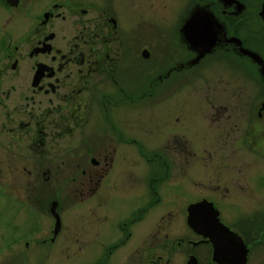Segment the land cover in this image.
Returning <instances> with one entry per match:
<instances>
[{
  "label": "flooded vegetation",
  "instance_id": "flooded-vegetation-1",
  "mask_svg": "<svg viewBox=\"0 0 264 264\" xmlns=\"http://www.w3.org/2000/svg\"><path fill=\"white\" fill-rule=\"evenodd\" d=\"M8 1L0 88L10 71L26 90L9 147L76 157V198L99 209L90 264H264V0H150L138 17L132 0ZM177 90L193 102H170ZM22 165L29 209L53 221L48 249L0 264L63 263L61 201L34 197L52 166Z\"/></svg>",
  "mask_w": 264,
  "mask_h": 264
},
{
  "label": "rangeland",
  "instance_id": "rangeland-1",
  "mask_svg": "<svg viewBox=\"0 0 264 264\" xmlns=\"http://www.w3.org/2000/svg\"><path fill=\"white\" fill-rule=\"evenodd\" d=\"M132 1L139 5V9L134 12L136 17L147 16L149 14L150 7L148 3L150 0ZM44 4V0H36L37 6H42ZM135 16L133 17V21L136 20ZM17 21L19 29L22 28L24 24L29 23V20L25 19H17ZM1 25L2 23L0 22V31L2 34H5V30L1 29ZM6 32L7 34L9 33L8 30ZM20 47L24 49V45ZM11 75L12 73L9 71L8 74L3 77L2 88H0V134H2L0 139L2 142V145H0V259H2L3 262L14 260V254L16 252L18 257L17 254L15 257L27 263L30 262L33 251L35 254L34 258L37 257L38 254L43 258V255L47 253L48 247L40 246L39 244L42 239L49 236L48 229L52 227L53 221L52 218L47 216L48 208L46 204L39 203L40 212H33L29 209V200H27L26 197V180L28 179V175L27 172L22 169V164H30V167L34 168L35 172H39L40 169L45 170L48 166H52L53 169V181L48 183L35 181L33 187L35 199L37 194L45 196L46 198L49 197V195H55L61 201L59 203L62 223L61 234L65 239L67 251L64 262L60 264H90L94 255L93 245L96 241L94 233L91 232L88 227L92 218L90 208L95 212H99V209L94 206L92 200L80 203L78 201L82 197L80 196L79 199L76 198L79 196L77 193L78 191L76 192L78 181H71L72 179H79L80 176L79 172L75 169L76 157L73 158V154L63 156L57 155L53 156V159L48 160L35 156L36 154H27L20 149L19 145V149H12L11 146L9 147V144H12L9 142L13 136L10 130L15 127V123L11 121L13 119L11 111L16 104L22 103L21 107H24L23 104L26 103L14 102L19 99H17L18 93L25 95L26 90L24 86L21 90L12 92L10 90L12 85ZM186 94L187 90H177L170 102H183L182 104H186L187 106L189 102H193V99ZM20 98L23 99V97ZM146 102L154 101L147 100ZM124 108V106H119L118 110ZM131 113L130 116L132 118L129 117L130 129L136 131L140 138L144 140L145 146L155 147L160 139H156L155 136H146L142 130H138L133 122H131V120H137V117L134 118V116L138 113L132 111ZM24 118L25 117L21 116V120H24ZM137 121L142 122V120ZM61 160H64L65 163L63 164ZM31 163H34L35 167L32 166ZM55 178H57L58 181H56ZM62 180L67 182L65 187L63 186V190ZM53 189L56 191L55 194H53L55 192ZM112 202L113 199L109 204L107 212L110 211L111 214L115 215L117 214V210L113 208ZM81 214L83 215L82 218H80ZM108 229V226L103 227L104 237L107 236ZM25 242H28V248L25 247Z\"/></svg>",
  "mask_w": 264,
  "mask_h": 264
},
{
  "label": "water",
  "instance_id": "water-1",
  "mask_svg": "<svg viewBox=\"0 0 264 264\" xmlns=\"http://www.w3.org/2000/svg\"><path fill=\"white\" fill-rule=\"evenodd\" d=\"M13 0H10V1H8V3H11ZM15 3V2H14ZM13 5H15V4H13ZM198 209V205H193V207H192V210L191 211H193V210H197Z\"/></svg>",
  "mask_w": 264,
  "mask_h": 264
}]
</instances>
